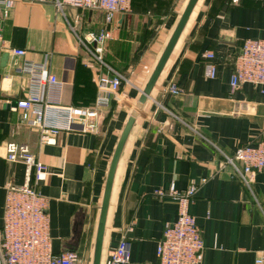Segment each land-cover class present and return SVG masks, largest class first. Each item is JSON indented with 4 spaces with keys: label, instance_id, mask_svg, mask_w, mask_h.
Listing matches in <instances>:
<instances>
[{
    "label": "crops",
    "instance_id": "1",
    "mask_svg": "<svg viewBox=\"0 0 264 264\" xmlns=\"http://www.w3.org/2000/svg\"><path fill=\"white\" fill-rule=\"evenodd\" d=\"M189 0H132L109 25L104 60L130 82L111 94L94 133L59 131L53 142L20 123L15 102L27 95L25 59L47 61L60 84L48 92L65 105L92 106L98 77L106 71L78 39L108 25L104 12L53 0H17L0 8V142L26 143L47 165L38 184L48 200L55 253L74 250L93 264L100 207L111 160L142 94ZM247 38H264V0H198L140 111L120 157L108 209L101 264L121 239L130 242L129 264H160L156 253L167 223L177 219V200L156 189L196 186L190 212L202 229L201 264H258L264 256V172L251 188L224 164L243 144L264 140V93L260 85L233 89L235 61ZM25 49L24 56L12 49ZM215 52L217 75L205 73V52ZM175 83L179 93L168 91ZM218 147V148H217ZM26 166L0 158V227L9 186L25 183ZM264 264V260L262 263Z\"/></svg>",
    "mask_w": 264,
    "mask_h": 264
},
{
    "label": "built area",
    "instance_id": "2",
    "mask_svg": "<svg viewBox=\"0 0 264 264\" xmlns=\"http://www.w3.org/2000/svg\"><path fill=\"white\" fill-rule=\"evenodd\" d=\"M17 0H0L3 15L8 16L10 8ZM58 10L65 7L98 9L104 12L107 27L100 32L89 31L78 39L94 59L106 68L98 77L99 94L92 106L65 105L48 97L51 87L60 84V80L50 71L47 61L35 62L25 59L20 67L27 74V95L16 102L21 110L20 123L35 127L41 131V139L53 142V136L59 131L77 130L94 133L102 121V110L109 106L111 94L129 78L111 67L104 60L106 43L111 39L109 25L116 16L131 9L132 0H53ZM2 32L0 28V42ZM12 52L24 56L26 50L12 49ZM205 73L214 78L217 75L215 52H205ZM243 83L260 85L264 93V38H247L235 61L231 76L233 89ZM168 91L179 93L175 83L167 87ZM218 148V147H217ZM224 157V164L232 168L234 174L251 188L258 173L264 172V140L257 144H243L229 155L218 148ZM0 158L10 162H22L26 166L25 183L21 186H9L6 194L3 225L0 227V264H84L78 252L67 250L55 253L50 235L48 200L38 189V184L46 180L49 171L47 165L36 157L26 143L15 141L0 142ZM196 186L177 190L172 184L169 189H156L157 196H172L178 202L177 219L167 223L162 238L157 243L156 253L160 264H201L204 241L202 229L196 217L190 212V204L195 196ZM130 242L123 237L118 247L111 251L105 264H129ZM264 256L257 259L260 264Z\"/></svg>",
    "mask_w": 264,
    "mask_h": 264
},
{
    "label": "water",
    "instance_id": "3",
    "mask_svg": "<svg viewBox=\"0 0 264 264\" xmlns=\"http://www.w3.org/2000/svg\"><path fill=\"white\" fill-rule=\"evenodd\" d=\"M198 0H189L184 11L182 12L180 19L164 49L162 52L150 78L148 79L144 89L142 90V94L140 98L138 99L136 105L134 106L128 121L121 133L120 139L117 143L116 149L114 151L110 168L108 171L107 179H106V185H105V191L103 196V201L100 207V217L98 221V227H97V234H96V241H95V248H94V257H93V264H101V257H102V248H103V241H104V234H105V228H106V219L108 214V209L110 205V199L114 184V178L117 170V166L120 160V157L122 155V151L124 149V146L126 144V141L129 137V134L132 130V127L134 126L136 119L142 110L148 96L151 94L162 70L164 69L167 61L169 60L192 12L194 7L196 6ZM16 104V102H15Z\"/></svg>",
    "mask_w": 264,
    "mask_h": 264
},
{
    "label": "trees",
    "instance_id": "4",
    "mask_svg": "<svg viewBox=\"0 0 264 264\" xmlns=\"http://www.w3.org/2000/svg\"><path fill=\"white\" fill-rule=\"evenodd\" d=\"M107 45H108V42L106 43V47H107ZM96 100V99H95ZM94 103H95V101H94Z\"/></svg>",
    "mask_w": 264,
    "mask_h": 264
}]
</instances>
